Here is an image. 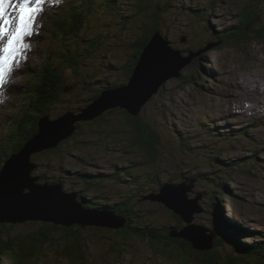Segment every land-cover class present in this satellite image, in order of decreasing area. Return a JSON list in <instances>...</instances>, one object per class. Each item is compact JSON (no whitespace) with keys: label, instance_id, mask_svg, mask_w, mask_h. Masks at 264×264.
<instances>
[{"label":"rangeland","instance_id":"rangeland-1","mask_svg":"<svg viewBox=\"0 0 264 264\" xmlns=\"http://www.w3.org/2000/svg\"><path fill=\"white\" fill-rule=\"evenodd\" d=\"M132 1L137 0H117L112 4L116 7V12L102 4L91 11L87 18L84 36L90 40L98 39L99 42L87 48L88 54H86L87 49L83 48V58L86 59L78 67L69 68L64 72L72 82L84 80L82 78L87 79L85 89L79 93L81 97L91 96L93 91L99 85L104 86L105 82L127 83L129 78L126 65L132 59L131 53H133L129 42L141 39L144 35L143 27L153 24L150 15L156 6L159 8L160 18H163V23L159 21L157 24H160L162 35L171 47L180 49L183 56L192 53L189 49L201 47L203 55L197 65L191 60L182 67L179 77L171 76L165 79L158 87L157 93L151 94L140 108L139 114L143 121L151 125L161 136L162 145L156 144L154 147L155 159L150 158L149 152L144 147L132 144L133 133L126 118L122 113L113 111L114 122L109 125L91 126L78 120L81 123L79 124L81 128L78 127L79 136L63 142L55 153L37 155L35 162L39 163V166L33 172L42 171L50 180L58 176L64 184L63 188L68 191L80 190L84 187L83 181L73 177L76 172L104 174L106 177L100 179L99 184L88 188L91 196L103 201L107 199L117 202L127 201L141 216L140 225L154 227L164 222L172 224L177 219L148 195L158 194L159 183H164L163 180L165 182L176 180L174 184L184 183L189 186L186 191L187 199H197L200 211L192 213L191 223L210 228L214 210L219 214L225 213V216L220 214L223 218L229 216L232 218L231 221L238 220L247 231L253 229L256 226L251 224V221H260L257 219L258 216H264V124L257 129L249 125L247 132L241 134L242 129L235 126L233 121L230 122L234 114H227L225 111L228 108L238 107L240 112L237 115L248 114L264 119L258 113L264 108V42L255 40L228 45L219 41H209L206 35L211 37L207 23L215 25L219 31L238 21L239 15H250L252 18L258 17L259 20L264 21V0H143L142 5L146 2L147 6V10L143 12L149 13L147 15H143L140 11L142 8L139 9ZM163 3L167 6L166 11L161 10L164 7ZM206 4H213L214 9L212 7L210 9ZM134 8L139 9V14L135 13ZM195 8L203 9L204 16L200 17V13L194 12L192 9ZM54 11L47 10L44 13L43 26L35 40L36 50L17 72L22 68L21 71L28 68L32 71L38 70L46 62L45 55L50 54L57 41L55 34L54 36L51 34L53 23H48L46 18L48 14L53 15ZM165 24L168 26L165 27ZM4 42L6 40L0 41V44ZM25 72L19 77L13 75V82L8 88L10 92L11 86H17L13 93H10L14 96V101L8 107L13 111L16 107L15 112H18L17 104L23 101L21 96L27 92L24 91V85L30 87L33 81V78L27 75V71ZM191 76L194 78L192 79ZM188 81L191 82L187 83ZM2 96L9 97L5 92H2ZM74 96L68 98L74 99ZM75 98L79 96L76 94ZM74 103L71 102L74 107L72 109H77L79 103ZM116 108L119 110L120 107ZM4 115H0V140L5 133L7 121L11 118L8 111L4 112ZM220 115L225 117L221 118ZM202 118L207 120L210 118L212 129L209 127L210 123L202 121ZM234 120L240 123L244 119ZM229 124L230 127L219 128ZM240 125L242 127L246 123ZM221 129H227L226 133ZM213 130H217V133ZM248 135L255 136L258 141L251 145ZM165 137L168 140H165ZM175 138L185 143L189 148L188 152H182L172 143ZM221 140L227 147L221 144ZM208 141L211 144H208ZM216 149L218 150L215 154L219 158H229L232 162L225 160L224 163L227 164L225 165L220 161H212L211 155ZM250 152L256 154L258 164L256 167L254 158H243V155ZM246 168H250L251 174ZM119 173H122L120 175L124 181L120 179L118 184L116 182L115 185L110 184L113 182V176L118 175L119 179ZM198 174H202L203 178ZM141 177H145L146 180ZM217 180L220 181V187L216 186ZM228 180L233 181L229 183ZM225 183L230 188L227 194H232L233 199L224 198L221 202L219 197L224 196L221 190L226 191L223 188L226 186ZM123 184L125 187L122 190L120 186ZM102 194L105 196H101ZM215 202L220 203L217 211L214 208ZM104 214L107 218H111L108 212ZM112 215L119 216L114 213ZM246 216L250 221L246 222ZM122 221L124 225L128 222L126 219ZM40 222L44 221L37 220V223ZM181 223L188 225L182 219ZM5 224L8 227L9 223ZM25 226L26 224L22 223V226L16 228L19 237L24 236ZM27 227L28 231H33L31 226L27 225ZM82 228L89 264H195L193 261L183 262L182 258H177L174 254L171 256L164 254L165 251L159 253V248L162 249L160 246L162 243L159 241L143 240L124 231L121 233L122 230L114 232L113 228L94 226ZM0 229H2L1 225ZM243 236L241 238L246 242L259 239L254 233ZM181 246L186 250L190 248L183 242ZM225 247L231 249L226 244L216 248ZM170 251L174 253L176 250ZM42 254L39 264H67L64 260L56 259L53 248L48 247ZM255 260L254 256H251L244 258L242 263H254ZM0 264L16 263L4 254H0Z\"/></svg>","mask_w":264,"mask_h":264},{"label":"trees","instance_id":"trees-1","mask_svg":"<svg viewBox=\"0 0 264 264\" xmlns=\"http://www.w3.org/2000/svg\"><path fill=\"white\" fill-rule=\"evenodd\" d=\"M96 2H99V4H96ZM141 2L142 0H137L134 2V5L139 9L142 8L140 11H142L144 15L145 12L143 11L147 10V6L146 2L143 5ZM115 3L116 0H111V3L109 0H69L60 13L49 16L51 19L50 23H52L53 20L51 34L53 36L55 34L57 41L54 47L50 50V54L45 55L47 58L46 62L41 65L40 69L36 70V72L30 71L29 76L33 78V81L31 82L30 87L26 86L24 88V91L27 92L25 95L21 96L23 97V101H20L21 105L20 102L17 104L18 112L13 116V119L7 122L6 131L0 140V169L4 160L23 147L25 141L30 139L37 132L38 122L41 116L56 118L65 113L64 111H73L75 114L79 113L82 108L86 107L94 99H96V97L103 90H106L107 88H117L120 85L125 84H118L113 81L105 82L104 86L102 85V87L99 85V87L93 91L91 96L81 97V94L79 93H82V89H85L87 79L82 78L84 80L72 82V80L67 78V74L65 73L69 70V68L78 67V65L86 59V57L83 58V48L87 49L89 46H94L97 42H99L98 39L90 40L84 36L87 28V18L89 17L91 11L97 8L98 5L105 4L109 10L111 8L116 12V7L112 6V4ZM163 4L164 7L161 8V10L166 11L167 6L165 3ZM212 5L207 6L210 9L211 7L213 9ZM138 8H134L136 14H139ZM158 9L159 8L156 6L150 15L151 22H153V24L149 26L145 25V27H143L144 35L142 38L134 42H129V47H131L133 52L131 53L132 59H130L126 65L129 79L133 74L135 62L140 56L143 47L150 41L155 32L160 31V33H162L160 30V24H157V22L160 21L163 23V18H160ZM192 10L197 12V14L200 13V17L204 16L203 9L195 8ZM147 17H149V15ZM239 17L238 21L234 24L225 26L219 31H217V27L215 25L213 26L210 23H207V29L210 30L211 37L206 35V39L209 41L212 40L213 42L219 41L221 43H227L228 45H232L236 42L245 43L255 40L264 42V21L259 20L258 17L252 18L250 15H239ZM164 26L167 27L168 25L165 24ZM84 42L85 44L82 45ZM203 45L205 46V43ZM189 51L194 53L192 62L197 65L203 55L202 48L200 47V49L193 50L189 49ZM88 53L89 50L87 49L86 54ZM191 78L193 79L194 76H191ZM98 82L100 83V80H98ZM190 82L191 81H188L187 83ZM76 94L79 98H75ZM71 96H74V99L68 98ZM71 102L79 103L76 107L77 109H72L74 107H72L73 104H71ZM64 105H66V107H63ZM112 109L113 108L103 111L99 116L92 120H82V122L91 126H103L104 124L109 125L114 122L115 116L113 111H118L120 114L122 113L133 133L132 144L144 147L146 151L149 152L150 158L155 159L156 150L154 147L156 144L162 145L161 136L156 132V130L151 127V125L145 123L139 113L134 115L124 108H119L118 110L115 107L113 110ZM74 124L75 129L73 133L61 141L55 148L45 149L36 152L31 156V161L35 167L34 170H36L39 166V163L35 162L37 155L40 153H55L58 147L63 145V142H67L69 139L73 140L79 136L78 132L80 130H78V127L81 128L79 125L81 123L75 121ZM165 140H168V138L165 137ZM169 140H171L170 137ZM181 141L175 138L172 143L175 144L182 152H186L189 148ZM217 150L218 149L213 150V155H211L212 161H220L223 163L225 160L231 161L229 158H219V156L215 154ZM234 163L237 164L238 162ZM224 164L227 165L226 163ZM246 171L251 174L250 168H246ZM122 173H119V175ZM33 174L36 177H39V180L42 182H54V184L57 183L63 188L64 184L58 176L50 180L49 176L42 171L39 172L37 170V172H33ZM73 175V177H75L78 181L84 182V187L80 190L76 189L72 191H68L63 188V192L76 194L85 207H92L97 208L98 210L107 211L113 210L114 214L119 215L121 218L128 221L127 224L125 223L124 227L116 228L113 230L114 232L116 230H122L121 233L124 231V233L128 235H135L143 240H150L152 242L159 241L162 243L160 245L162 246V249L159 248V253L161 251H165L164 254L169 256L174 254L177 258H182L183 262L189 263L190 261H193L195 264H245L242 263L243 259L251 256H254L256 260L254 263H251L250 261V263H247L246 261L247 264H264V234L260 233L258 241L251 240L253 242H246L241 238L243 235L248 234L246 229H244L241 225L228 221L229 219L227 218H223L221 216L223 215V212H221L220 215L213 210L214 216L212 220L214 219L213 221H215V224L213 226L212 221L211 229L216 232L219 239L215 242L214 248L209 251H205L204 254L203 252L200 253L198 252L199 250L194 249L190 242L170 235L173 231H181L186 225L185 223H181V218L178 214L174 213L163 203L159 202L158 204L171 212L176 217V222H173L172 224L164 222V224H160V226L156 225L155 227L151 225H140L141 221L139 219L141 216L138 215L135 207L127 201L123 200L121 202H117L111 199L103 201L100 199L97 200L94 196H91L92 194H90L88 188L94 184H99V180L104 176L103 174L76 172V174ZM117 176L118 175L113 176L116 183H118L120 179L124 181L121 175L119 176V179ZM198 176L203 178L202 174H198ZM141 178L146 180L145 177ZM175 181L174 183H176ZM217 181L216 186L220 187V181ZM165 183H172V181L169 180L164 183L160 182L159 191L157 193L160 192V188ZM225 185L226 186H223V188L226 191L221 190V192H224V196H221V199H233V195L227 194L230 188H228L226 183ZM124 187L125 184L120 186L122 190ZM216 202L214 204V208H216L215 210L217 211L218 207L220 208V203ZM22 223L24 225L26 224L23 229L24 236L19 237L16 233V228L22 226ZM22 223H9L8 227L5 223H0L2 227V229H0V254H4V256L11 258L16 264H39L43 257L42 252L48 247L53 248V252L56 254V259L64 260L67 264H89L86 252L87 248L85 247V240L82 236L83 228L81 226L73 225L66 227L48 222H40L39 224L37 221H25ZM27 225L31 226V230L33 231H28ZM181 242L190 248L186 250L181 246ZM224 244L228 245L231 249L227 247L216 248L218 246H223ZM165 247L167 249H165ZM171 249L176 251L173 253L170 251Z\"/></svg>","mask_w":264,"mask_h":264},{"label":"water","instance_id":"water-1","mask_svg":"<svg viewBox=\"0 0 264 264\" xmlns=\"http://www.w3.org/2000/svg\"><path fill=\"white\" fill-rule=\"evenodd\" d=\"M193 56V53L181 55V50L172 48L160 31H157L144 46L127 83L103 90L79 113L67 111L53 119L41 116L37 132L25 141L23 147L6 158L0 169V223L41 220L66 227H124V219L120 216H113L107 210L85 207L76 194L63 192L59 184L40 181L33 174L35 167L31 156L36 152L55 148L73 133L75 121L92 120L114 107L138 114L141 106L164 80L171 76L179 77L180 70L191 62ZM188 189L189 186L184 183H165L158 194H150L148 197L163 203L188 223L181 231H173L170 235L185 238L194 249L205 254V251L214 248L219 238L211 225L207 228L191 223L192 213L200 211V208L197 206V199H187ZM104 212H108L111 218H107ZM214 224L215 221L213 226Z\"/></svg>","mask_w":264,"mask_h":264},{"label":"snow or ice","instance_id":"snow-or-ice-1","mask_svg":"<svg viewBox=\"0 0 264 264\" xmlns=\"http://www.w3.org/2000/svg\"><path fill=\"white\" fill-rule=\"evenodd\" d=\"M45 0H17L18 14L7 15L6 8L12 6V0H0V85H3L18 66L17 58L30 46L25 38L33 35L37 17L43 11ZM13 24L15 26L13 27Z\"/></svg>","mask_w":264,"mask_h":264},{"label":"bare ground","instance_id":"bare-ground-1","mask_svg":"<svg viewBox=\"0 0 264 264\" xmlns=\"http://www.w3.org/2000/svg\"><path fill=\"white\" fill-rule=\"evenodd\" d=\"M47 1H52V2H55V3H61L62 2V0H45V3L47 2ZM69 2V0H64V4H63V6H62V8H64L65 7V5L67 4ZM45 3H44V5H45ZM16 4H17V0H15V3L13 4V6H9V7H7L6 8V13H7V15H9V16H11V17H13V20L15 21V16H16V14H17V12H18V9H17V7H16ZM44 5H43V10H44ZM207 5H210V4H207ZM212 5V4H211ZM213 6V9H214V5H212ZM43 12V11H42ZM120 12V11H119ZM53 18H54V16H53ZM52 23H53V20H52ZM232 24H234V23H232ZM14 25L15 24H13V27H14ZM39 25H41V23H39V22H37V23H35V25H34V27H37V26H39ZM162 34V33H161ZM165 40H166V38H165ZM5 41V40H4ZM25 43H27L29 46H30V43L29 42H25ZM149 43V42H148ZM144 48V47H143ZM172 48H174V47H172ZM39 49V47L37 48V50ZM190 63V62H189ZM188 63V64H189ZM153 64V63H152ZM35 72H36V70H35ZM134 73V72H133ZM12 75V73L9 75V76H11ZM133 75V74H132ZM8 76V77H9ZM4 89H5V87L4 86H1L0 85V115H4V112H6V111H8V114H9V117H11L10 118V120L11 119H13V116L14 115H16V113L17 112H15V109H16V107L14 108V111L13 110H10V109H8V107H10L11 106V104H12V102L14 101V96H12V95H9V97H4V96H2V92H5L4 91ZM264 89V88H263ZM13 88L11 87V90H10V92L11 93H13ZM22 92V91H21ZM157 93V92H156ZM141 110V109H140ZM140 110H139V112L138 113H140ZM240 111H239V109H238V107H234V108H228L226 111H225V113H227V114H234V117H232V118H230V122H232L233 121V124L235 125V126H237V127H239V128H241L242 129V133L241 134H243V133H246L247 132V127L250 125V126H255L256 127V129H257V127H261V125L262 124H264V120H262L261 119V117L260 118H256V117H254V116H249L248 114H245L244 116H241V115H237L238 113H239ZM168 113V112H167ZM167 113H165V114H167ZM261 116H263V118H264V108H261V110H259V112H258ZM213 115V114H212ZM4 116H6V117H8L7 115H4ZM221 116V118L222 117H225V116H222V115H220ZM230 117V116H229ZM214 118H218V117H214ZM237 118H243L244 120H242V122H240V123H246V125H242V127H240L241 125H240V123L238 122V121H235L234 119H237ZM202 121H206L207 122V124L208 123H210L209 124V127L211 128V125H212V122H210L211 120H210V118L207 120V118H202ZM234 122H237V123H234ZM250 122H252V123H250ZM203 123V122H202ZM232 123H231V125H233ZM204 125L202 124V127H203ZM206 127H207V125H205ZM227 127H230V124L229 125H227V126H225V127H219V128H227ZM212 129V128H211ZM210 129V130H211ZM220 131V130H219ZM225 131H227V129L225 130ZM213 132L214 133H217V130H213ZM18 135V134H17ZM20 135V134H19ZM247 138H248V140L250 141L249 143H251V145L252 144H255L256 143V141H258V139H256V137L255 136H247ZM209 142V141H208ZM230 143V142H229ZM228 143V144H229ZM208 144H211V142H209ZM221 144L224 146V147H227L225 144H224V142L221 140ZM256 147H258V146H256ZM257 150V149H256ZM17 152V151H16ZM244 157L243 158H246V159H255V160H257V158H256V154L254 153H252V152H250L249 154H247V155H243ZM254 165H255V167L258 165L257 164V161H254ZM236 168H238V167H236ZM108 171V170H107ZM106 171V173H108ZM60 177H62V176H60ZM112 177V176H111ZM113 178V177H112ZM230 181V182H229ZM233 180H228V182L229 183H231ZM58 182V181H57ZM115 182H116V180L114 181V178H113V182L111 183L110 182V184H113V185H115ZM163 182H165V180H163ZM54 183V182H53ZM172 183H174V182H172ZM118 184V183H117ZM230 195V194H229ZM232 195V194H231ZM101 196H105V194H102ZM219 196H220V194H219ZM220 198V201L222 202V200H223V198L221 199V196L219 197ZM111 213H113L114 211L113 210H111L110 211ZM247 214V213H246ZM223 215L225 216V213H223ZM246 222H248V221H250V219L248 218V216H246ZM257 219H259L260 221H251V224H254L256 227H254L253 229H251V230H246L248 233H254L255 235H257L256 236V238H258L259 237V235H260V231L261 230H264V216H258V218ZM228 221H230V220H228ZM230 222H233V223H237L238 225H240V223L238 222V220H236V219H233V221H230ZM263 222V223H262ZM254 236V235H253ZM242 237H244V236H242ZM253 241H255V240H253ZM253 241H251V242H253ZM248 242V241H247Z\"/></svg>","mask_w":264,"mask_h":264}]
</instances>
